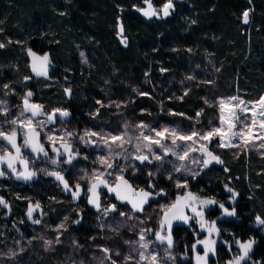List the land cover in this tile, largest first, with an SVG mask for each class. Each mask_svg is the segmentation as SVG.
Instances as JSON below:
<instances>
[{
  "label": "trees",
  "instance_id": "trees-1",
  "mask_svg": "<svg viewBox=\"0 0 264 264\" xmlns=\"http://www.w3.org/2000/svg\"><path fill=\"white\" fill-rule=\"evenodd\" d=\"M152 2L158 9L166 0ZM173 2L176 9L171 17L147 21L136 10L143 0H0V42L6 45L0 49V81L12 78L16 82L18 78L9 75L13 67L20 68L23 79L31 77L29 89L45 112H51L54 99L62 97L59 106L71 115L67 120L80 127L116 120L201 126L211 119L214 109L210 107L220 97L237 93L258 100L264 94V0ZM245 10H249L247 25L242 22ZM118 18L127 46L118 37ZM29 48L37 55L48 54L47 79L32 75ZM81 53L88 65H82ZM47 81L55 85L40 95L39 82ZM65 88H71V96ZM97 100L104 107L123 104L119 106L123 111L117 115L104 111ZM97 109L99 115H95ZM225 162L227 171L221 166L205 168L199 188L207 196L220 185L239 194L236 215L218 222L220 238L254 241L251 259L245 264H264V232L255 219L264 218V164L244 157ZM141 176L169 188L157 178ZM63 194L51 177L29 183L0 178V196L10 205V211L0 205V252L29 236L33 228L26 216L30 204L39 203L51 211L63 206ZM77 211L80 214L79 207ZM82 213L83 222L71 224L70 232L86 242L94 223L102 218L86 206ZM193 242L184 238L178 246L190 253ZM223 248L218 246V259Z\"/></svg>",
  "mask_w": 264,
  "mask_h": 264
},
{
  "label": "snow or ice",
  "instance_id": "snow-or-ice-1",
  "mask_svg": "<svg viewBox=\"0 0 264 264\" xmlns=\"http://www.w3.org/2000/svg\"><path fill=\"white\" fill-rule=\"evenodd\" d=\"M147 4V8H138L145 17L151 19L152 17L166 18L171 15L170 10H174L173 0H166L163 4L160 12H157L153 8L151 0H144ZM162 13V15H161ZM63 14V13H62ZM242 22L244 24L249 23V10H245L242 13ZM195 23V21H193ZM118 35L121 37V43L127 46V38L124 37V26L119 20L117 21ZM12 41L9 40V43ZM19 43V41H17ZM6 47L3 42H0V49ZM29 57H31V70L35 76L48 78V66L51 64L48 54L38 56L32 49H27ZM84 56V53H81ZM84 63H87L84 60ZM25 79H31V77H25ZM191 79V77H189ZM210 83V82H209ZM8 85H3V88H7ZM65 93L71 96V88H65ZM185 91V95H187ZM140 95H148L147 93H140ZM33 96L32 91H27L25 96L22 98V111L19 115L14 118L6 119L0 122V166H6L7 172L15 174L17 179H23L25 181L31 180L36 175L35 171L29 169V161L23 155L22 149H29L31 153L39 155L42 153L44 156L48 155V151L45 149L43 143L40 142L41 131L50 122H55L57 113L61 118H67L70 113L66 110L55 109L52 112H45L42 105L31 102ZM207 103V101H205ZM97 104L101 107L105 105L97 100ZM256 105H259L257 109ZM110 106V105H109ZM120 105H117L119 107ZM220 112V124L221 127H213L207 131L201 132L193 130L189 133L178 132L175 128H163L157 130L149 125L141 122L136 125L134 134H130L128 131L129 126L126 124L123 127V131H117L115 133L111 131L100 130H85L83 134H74L73 132L64 131L61 135H53L54 129H49L48 133L45 134V138L50 142L51 150L54 151L57 156H64V163L71 164L73 159L79 155L78 151H75L72 144L68 141L77 140L86 145L96 146L99 144L107 152V156L101 155L99 157V164L101 169L95 170L91 177H89L91 183L87 189L90 194L88 202L92 204L97 211L101 210V204L99 199L98 189L104 187L108 192L114 193L115 198L122 203L130 205L128 213L121 211L120 216L128 215L129 219H132L135 213H143L145 211L144 205L148 203L150 198H155L154 194L150 190L134 188L127 179L124 178V168L119 166L116 167L115 172L119 173L115 175V180L110 184L109 180L105 177H112L113 172L103 171L102 169H113V156L116 158H123L128 161H139L141 164L147 162L151 164L153 159L156 161H162L165 156L171 154L178 161H186L189 159L191 152H200L202 156L206 157L204 160L198 158H192L190 163L199 164L202 168H207L211 163L215 162L222 164L223 161L220 157L212 150L209 149V144L213 137H219V143L216 147L222 148H242L247 150L248 146L252 148H264V143H260L258 146L256 141H264V96H261L258 101L250 108L246 106V102L241 100L239 97H231L228 99H221L218 102ZM0 109H3L0 114L5 117L9 116L7 105L5 101H0ZM30 114V115H28ZM175 114V113H173ZM95 115H99V109L96 110ZM181 115H183L181 113ZM200 115V113H197ZM46 117L47 119H36L34 118ZM10 125V127H5ZM40 129V130H38ZM169 140L170 144H165L163 141ZM177 140L184 142L183 145H178ZM60 142V148H57L56 142ZM207 141L208 143H201ZM188 142H191L190 144ZM126 145H130L134 148V151H129ZM198 145V147H197ZM153 146L161 149V153L154 151ZM61 149L63 151L61 152ZM119 149L120 151H116ZM11 150H14L11 151ZM150 156L152 159H150ZM87 159V157H84ZM50 163L58 164L57 159H51ZM167 163L172 164V167L176 171L185 169V164H174L171 161ZM17 164L23 166V170L20 171L17 168ZM129 166L135 169V165L130 164ZM5 167H0V177H4L6 173ZM227 171V169H225ZM46 174L52 175L56 180L63 184V189L71 193L73 199H78L80 192L82 191L79 183L74 186H70L68 181L65 180L64 176L59 171H50ZM149 176L153 173L149 172ZM192 175H198V173H192ZM169 178H171L169 176ZM177 187L187 188V183L177 182ZM149 189L154 188V185L149 183ZM226 189L232 193L233 200L238 193L233 192L231 188ZM162 191L157 195H164ZM0 205L5 209H9V203L0 196ZM209 205H216L222 209L224 214L227 216H235L236 211L233 208L229 210L225 208L224 204L217 202L214 199H201L191 192H187L183 195H178L176 200L161 208L162 215L158 219V229L153 230L152 228H141L138 233V240L136 241H125V243L133 245L130 253L124 258V264H166V261L171 260L175 262L176 257L172 254L171 249L174 246L172 238V222L174 220H181L185 223L189 219L199 217L197 223L203 230L206 228L204 222V213L201 210L202 206L207 207ZM39 203L35 205L30 204L27 210V217L34 224H39L40 219H34L33 213L36 209H39ZM190 209L194 216L190 217L186 214V210ZM117 211L116 205L112 204L103 209V214L108 215L110 212ZM67 219V218H65ZM140 224H144L145 220H141L136 217ZM256 223L258 226L264 225V218L256 216ZM79 223V220L75 221ZM136 225H132L130 230H134ZM64 229V224H60L58 231ZM207 238L197 240L192 245V251L195 254L196 264H208V256L211 253L213 256L216 254L215 244L216 240L211 239L212 234L215 232L219 236V229L216 228L215 221H212L207 225ZM147 233V235H145ZM148 236H152L153 239L150 241ZM59 242V237H57ZM51 241H45L47 246L51 245ZM238 246V254L232 256L227 264H245L251 257L249 252L252 249L254 241L240 242L239 240L234 241ZM155 245V247H153ZM197 245H201L203 248V254L196 251ZM163 246V247H160ZM231 252V245L228 248ZM102 252L106 255L101 259L100 264H104L105 259L110 260L111 264H117L116 260L112 259L111 252L108 248H102ZM117 256L120 253H115ZM187 258V257H185Z\"/></svg>",
  "mask_w": 264,
  "mask_h": 264
},
{
  "label": "rangeland",
  "instance_id": "rangeland-1",
  "mask_svg": "<svg viewBox=\"0 0 264 264\" xmlns=\"http://www.w3.org/2000/svg\"><path fill=\"white\" fill-rule=\"evenodd\" d=\"M161 8L162 7L156 9L158 12H160ZM175 9H176V5L174 10H171V16L173 15V12H175ZM80 59L82 65H86V64L88 65V62L84 63V60H86L85 56H81ZM9 77H15L16 79L18 78V80L14 82V79L9 78V80L4 83L7 84L8 87L3 88L2 90L3 91L4 89L7 90L8 93H10L12 96L9 95V97H7L6 93L3 92L4 94H2V96L0 97V101L6 102L7 109L9 112L8 117H5L2 114H0V122L9 118H14L15 116L19 115V113L22 111V98L25 96L27 91H31L29 89L30 86H28L30 82L24 83L23 74L20 72V68L13 67ZM21 83H23L25 87L28 86V89L25 87L24 89L20 88L18 85ZM39 84L43 88L40 92V95H42L44 90L48 88L50 89L53 87V85H55L54 81L39 82ZM32 93L33 96L31 97V102L40 104L39 100L35 97L33 91ZM262 96H264V94ZM231 97H239L241 100L245 101L246 106L250 108L255 104L256 101L259 100V99L247 100L237 93L220 97L217 99L216 104H213L210 107L214 109L212 112L211 119L209 120L208 123L203 124L201 126L195 124L188 125V123L185 122L165 123L160 120L151 121V122L138 120L132 123L127 121L125 122L124 120H122L120 123L118 122V120H116L115 122L103 121V125H100L99 123H94L92 126L86 125L80 127L78 126L77 122L71 121V119L67 120L70 118L69 116H68L69 118L68 117L61 118L57 113L55 122L48 123L45 126V128L41 131L40 142L43 143L45 149L48 151V155L44 156L42 153L37 155L36 153H31L29 149L26 148L22 149L23 155L29 161V169L35 171L36 175L33 176L31 180H27V181L23 179H17L15 174L7 172L6 166H3L5 167L7 174L4 177H0V178H11L13 181H19L21 183H29L37 178L46 179L48 177H51L55 179V181L58 184H60L59 186L61 188V191L64 193L63 199L61 201V204L63 206L62 207L54 206V208L51 211H47V212L41 207L39 209H36L33 213V218L40 219L41 222L39 224L32 223V221L29 220V218L27 217V220L31 224H33V228L29 236L21 237L19 240L9 244L7 250L4 249L3 251H1L0 264H39L44 262L50 264V261H52L53 259L54 261L51 262V264H100L101 259L104 258L106 255L104 252L101 251L102 248H108L110 250L112 259L116 260L117 264H124V258L130 253L131 248L133 247V245L127 244L125 243V241L138 240V233L140 232L141 228H152L153 230L158 229V220H157L159 216L158 212L160 211V213H162L161 208L163 206L169 205L174 202L172 199L174 195L177 194L178 196V195L186 194L187 192H191L194 195L200 197L201 199H212L206 196L205 189L203 187H200L195 191L189 189L190 185H192L193 180L200 179L202 174L206 172V169L202 168L199 164L190 163L192 158H198L201 161L206 159V157L202 156L201 153L198 151L191 152L189 155V159L186 161H178L171 154L165 156L162 161H156L153 159V162L151 164L148 163V165L150 166L145 167L144 169L143 168L139 169L138 166L139 161H135V160L128 161V160H124L122 157L116 158L115 156H113L114 168L102 169L103 171L113 172L114 175H118L119 173L115 172V169L117 166H119L125 169L123 173L124 178H129V179L136 177L137 175H139V173H142L141 175L144 176H149L148 173L152 172L153 175L151 177L157 178L158 181L160 180L164 184H168L169 187L172 189L171 191H173L174 193H172L169 200L162 202L157 207L156 216L153 218L155 221H153V223L151 222V220L147 218H140L141 220H145L144 224H140L135 217L129 219L128 215H125L124 217L118 216L114 219H109V218L105 220L99 219L93 225L92 235L89 236L86 242L85 241L82 242L80 240L81 239L80 236L70 232V226L71 224L74 226H78L80 225V223L83 222L82 220L84 213H82V209L86 204L79 203L80 198L73 199V197L68 194L69 192L63 189V184H61L60 181L56 180L54 176L48 175L46 173L50 171H59L64 176L65 180L68 181L70 186H74L76 183H79L82 188L85 187L84 196H88L89 193L87 192V189L91 183L89 177L92 176L95 170L101 169V166L98 162L99 157L101 155L107 156V152L102 147H100L99 144L93 146V145H86L77 140H70L68 142L72 144V147L75 151H78L79 155L73 159L71 164L64 163L65 157L57 156V154L51 150L50 142H48L45 138V134L48 133L49 129L55 130L52 133L53 135H61L63 134L64 131L73 132L74 134H83L85 130H89V129L93 131L103 129L106 132L111 131L115 133L117 131H123L124 125L127 124L129 126L128 128L129 133L134 134L136 125L143 122L152 128H156L157 130H161L166 127L169 129L175 128L178 132H183V133H189L193 130L204 132L213 127L222 126L220 124V119H219L220 112H219L218 102L221 99L226 100ZM63 99L64 98L62 97H58L54 99L55 107L53 108V110L61 109L59 104L63 103L62 102ZM119 105L122 106L123 104L119 103ZM256 107L257 109H259V105H256ZM102 108L104 111H107L108 109L113 111L115 115L123 111V107H116V104H113V106L106 105V107H102ZM2 110L3 109H0V112H2ZM36 119L46 120L47 118L46 117L34 118V123ZM5 127L6 128L10 127V125H5ZM163 143L170 144V141L165 140L163 141ZM183 143L184 142L177 140L178 145H183ZM188 143L190 144L191 142ZM201 143L207 144L208 142L202 141ZM218 143H219V137H213L211 143L209 144V149L212 150L214 154L222 157L223 160L227 162L229 161L234 162L239 157H244L247 160L253 159L254 161H259L264 164V148H258V147L252 148L251 145L248 146L247 150L242 148H222V147H216ZM260 143H264V141H256L257 146ZM55 146L57 148H60V142L57 141ZM126 147H128L129 151H134V148L132 146L126 145ZM153 148L154 151H156L157 153L162 152V150L156 148V146H153ZM11 151L14 152V150ZM62 151L63 149H61V152ZM116 151H120V150L117 149ZM84 157H87V159H85ZM51 159H57L59 163L52 164L50 163ZM150 159H152L151 156ZM167 161H171L174 164L183 163L185 164V169L176 171L173 169L172 164L167 163ZM130 164L135 165V169L129 166ZM17 168L20 171L23 170V166L20 164H17ZM192 173H198V175L194 176L192 175ZM169 176L171 178H169ZM177 182L181 184L186 182L187 188L185 189L183 187H177ZM236 199H238V196H236L234 200L233 198H228V200H226L227 204L226 203L224 204L225 208L232 210L234 208ZM216 202L217 204H220L218 203V201ZM80 206L83 207L81 209V213H80ZM78 207L80 214H78L77 211ZM217 208L218 207L216 205H209L207 207L202 206L201 210L204 213L203 219L206 224V228L208 224H210L212 221H215L216 228L219 229L218 227L219 219L226 220L234 217V216L225 215L222 209L220 208L217 209ZM74 210L77 212H75ZM213 211H217V215L212 218L211 213ZM72 212L75 213V217L73 216ZM192 216H194V214L191 212L190 217ZM198 219L200 218L195 217L189 219L188 222L185 224V226L191 229V231L194 233L192 235L194 238L193 244H195L197 240L207 238L206 228L203 230L200 228V225L197 223ZM77 220H79V223L75 222ZM60 224H64V229H60L58 231L57 229L59 228ZM132 225H136L134 230H130ZM261 230L262 232H264V225H261ZM145 235H147V233H145ZM57 237H59V242H57ZM172 238L174 241V246L171 249V252L176 257V260L175 262L168 260L166 261V264H196L195 254L192 251V246L190 253L186 251V248L180 250L178 246V244L182 243L185 237L181 236V238L178 241H176L173 235ZM148 239L151 241L153 237L148 236ZM211 239L216 240V244H215L216 254L215 256H213L211 253H209V256L207 258L208 264H227V262L232 258V256L238 254L239 252L238 246L234 242H224L220 238V230H219V236H217L216 233L214 232L212 234ZM45 241H51L52 243L50 246H47L45 244ZM240 242H247V241H240ZM219 245H223L225 250L224 248L221 249V255H219V259H218L217 249ZM229 245H231V252H229L228 250ZM153 247H155V245H153ZM254 247H255V243H253L252 249L249 252V256L251 255ZM117 251L120 253L119 256L115 254ZM196 251L200 252L202 255L203 254L202 246L197 245ZM225 257L228 258L226 262H224ZM210 259L213 260L211 261ZM249 261H246L245 263ZM104 264H111V261L105 259Z\"/></svg>",
  "mask_w": 264,
  "mask_h": 264
},
{
  "label": "flooded vegetation",
  "instance_id": "flooded-vegetation-1",
  "mask_svg": "<svg viewBox=\"0 0 264 264\" xmlns=\"http://www.w3.org/2000/svg\"><path fill=\"white\" fill-rule=\"evenodd\" d=\"M26 77H28V76H26ZM29 80L30 79H24V83L29 82ZM4 83L5 82L0 81V97L2 96V94H4L3 92L6 93L7 97H9V95L12 96L10 93H8L7 90H5V89H4V91L2 90L3 89V85H5ZM69 117H71V115H69ZM220 159L223 161L222 164H218V163L213 162V163H211L208 166V168L210 169L211 166L212 167H217V168H221L222 167V170H225V163L226 162H225V160H223L222 157H220ZM138 166H139V169H142V168L144 169L145 167H148L150 165H148L147 162H145L143 164L138 162ZM105 178L108 179L109 183L111 184L115 180V175H113L112 177H105ZM145 178L146 177H143V179H142V176L139 174V175H137L136 177H134L132 179H129V178H125V179H127L129 181V183L133 185L134 188L150 190V191L153 192L154 195H157V193H160L161 191L163 193H165L164 195H159L158 196V200L156 202H151L148 206H146L144 208L145 211L143 213L137 212L133 216L135 218L136 217L147 218V219L151 220V222L153 223V221H155L153 218L156 216L157 207L162 202L169 200L171 195H172V193H174V192L171 191L172 189L170 187L166 188L165 185L158 184L156 181H152L149 178H146V179ZM198 181H199V179L198 180L194 179L193 182H192V185H190L189 189L192 190V191L197 190L199 188ZM149 183L154 185V188L149 189L148 188ZM208 188L210 189V187H208ZM81 189H82V191L80 192V196H79L80 202L79 203L86 204L85 206L88 208V211L91 214L95 215L96 217L102 218L103 220L108 219V218L109 219H114V218L120 216L119 212L124 211V212L128 213L129 210H130V205L123 204V203L119 202V200H117L115 198V194L114 193L108 192L107 189H105L104 187H100L98 189V193H99V199H100V204H101V210L97 211L96 208L92 204H90L88 202L90 194L88 196H84L85 187H83V188L81 187ZM68 194L70 196H72L71 193H68ZM207 197L212 198V199L218 201V203H222V204H225V203L227 204L226 200H228V198H233L232 197V193L226 191L225 187H223L221 185L214 191V193L208 194ZM176 198H177V194L174 195V197H172L173 201H175ZM237 203H238V199H236L234 208L236 207ZM112 204L116 205L117 211L110 212L108 215H104L103 214V209L108 207V206H110V205H112ZM230 206H231V204H230ZM187 211H188V215L190 216L191 215V210L187 209ZM217 211H213L211 213V217L212 218L217 215ZM158 213H159V216H158V219H159V217L162 215V213H160V211ZM83 217H84V215H83ZM122 217H124V216H122ZM221 221H223V220H221V219L218 220V222H221ZM185 224H186L185 222H182V223L177 224V225H172V235L175 237L176 241L179 240L181 238V236H184L185 238H191L192 240H194V238L192 236L194 233L191 231V229L186 227ZM180 229H186L185 231L187 233L180 231ZM183 249H184V247H183Z\"/></svg>",
  "mask_w": 264,
  "mask_h": 264
},
{
  "label": "water",
  "instance_id": "water-1",
  "mask_svg": "<svg viewBox=\"0 0 264 264\" xmlns=\"http://www.w3.org/2000/svg\"><path fill=\"white\" fill-rule=\"evenodd\" d=\"M178 1H180V2H182L183 0H178ZM151 3H152V6H153V8H155L156 9V7L154 6V4H153V2L151 1ZM173 4H174V8H175V3L173 2ZM141 8H147V4H145L144 2H143V7H141ZM156 11H157V9H156ZM171 11V10H170ZM139 13H140V15L145 19V20H147V21H154V20H156V19H160V18H157V17H152L151 19H149V18H147V17H145L140 11H138ZM158 12V11H157ZM161 15H162V13H161ZM171 15H169L168 17H170ZM168 17H166V18H161V19H167ZM245 25H247V24H245ZM118 37L121 39V37L118 35ZM38 56H41V55H38ZM31 62H32V59H31ZM49 67H50V65L48 66V75H49ZM31 69V68H30ZM31 73H32V75L34 76V77H36V78H44V77H38V76H35L34 75V73L32 72V70H31ZM0 167H3V166H0ZM158 196L159 195H154V197L155 198H150L149 199V201H148V203L147 204H145L144 205V208L146 207V206H148L151 202H156L157 200H158ZM120 202V201H119ZM122 203V202H121ZM127 204V203H126ZM186 214L188 215V211L186 210ZM183 221H181V220H174L173 222H172V225H177V224H180V223H182Z\"/></svg>",
  "mask_w": 264,
  "mask_h": 264
}]
</instances>
